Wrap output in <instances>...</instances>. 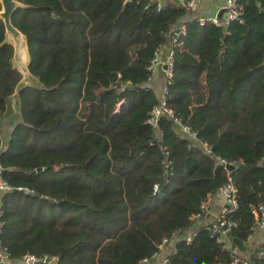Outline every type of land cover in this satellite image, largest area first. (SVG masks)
<instances>
[{
	"label": "trees",
	"instance_id": "1",
	"mask_svg": "<svg viewBox=\"0 0 264 264\" xmlns=\"http://www.w3.org/2000/svg\"><path fill=\"white\" fill-rule=\"evenodd\" d=\"M14 1L10 24L35 84L18 90V121L0 145L9 261L137 264L175 238L169 264H231L248 252L250 207L264 205V0H239L242 16L225 30L185 21L171 46L165 105L196 142L166 116L146 123L159 99L147 68L188 15L179 0ZM11 59L0 20V120L20 80ZM228 178L233 250L202 227L186 243ZM260 246L244 259L264 264Z\"/></svg>",
	"mask_w": 264,
	"mask_h": 264
},
{
	"label": "built area",
	"instance_id": "2",
	"mask_svg": "<svg viewBox=\"0 0 264 264\" xmlns=\"http://www.w3.org/2000/svg\"><path fill=\"white\" fill-rule=\"evenodd\" d=\"M239 0H224L223 4V13L221 14L220 18L217 19L215 17H200L197 19L199 25L204 24H210L212 26L226 29L228 25L231 22L239 21L242 16V7L238 3ZM178 4L183 7L186 11H190L192 8V0L189 2H184L183 0H179ZM159 6V4L157 5ZM184 34V26L180 25L176 30L172 31V33L169 36V52L162 63L164 67V74L166 78L170 77L171 74V68H172V51L171 46L175 43L176 39ZM160 49H158L156 55L154 58L150 61V64L147 68V71L150 73V75L153 74L156 66L159 64L158 61V52ZM151 77V76H150ZM160 116H166L169 119H171L173 126L175 127L176 131L179 133L180 136L185 137L186 139L196 142V138L194 133L190 131V129L182 125L181 122L178 119H175L172 116V112L170 109L167 108L165 105V88L162 91V94L160 98L158 99L157 105L151 110L149 117L146 121V123L151 126L152 128L155 127V122L157 118ZM201 149L204 151V153L209 154V151L205 145H200ZM218 163L222 165L224 170L227 171V169L231 166V163H227L224 161H220L216 159ZM227 177V174H226ZM228 183L224 185L223 187L219 188L216 192L220 193L223 197V205L219 211V214L217 217L209 222L206 226L203 228L207 230V232L210 234L211 237L214 238L215 242L217 244L222 245L225 249L229 248V242L227 239V236L231 230L232 227H234V223L227 221V217L236 209V200H235V190L232 187L230 180L228 178ZM10 187L3 181L0 180V192H9ZM215 192V193H216ZM214 193V194H215ZM213 194V195H214ZM213 195L209 194L207 195V200L200 206V215H196L193 217L194 221H198L201 216H203L206 212V206L210 199H212ZM250 213L253 218V231L254 230H261L264 229V205L259 204L256 206L250 207ZM2 228V223L0 221V232ZM193 229H195L193 227ZM196 229L193 231H190L183 239H185V242L188 243L190 241V237ZM181 239V238H180ZM177 241V238L174 240H163L158 246L157 251L152 254L148 258L141 259L137 264H169L168 257L170 255H173L175 253V249L173 248L174 243ZM257 257L261 258L264 257V243L260 246V249L257 253ZM54 263V261L46 260L45 258L41 260L35 259L33 256H24L21 258V260L17 263H12L9 261L8 254L5 250L0 249V264H45V263ZM231 264H254L248 259L239 258L234 260Z\"/></svg>",
	"mask_w": 264,
	"mask_h": 264
},
{
	"label": "crops",
	"instance_id": "3",
	"mask_svg": "<svg viewBox=\"0 0 264 264\" xmlns=\"http://www.w3.org/2000/svg\"><path fill=\"white\" fill-rule=\"evenodd\" d=\"M159 1V0H158ZM165 1V0H163ZM224 4V0H192V8L190 9V11L188 12V15L185 16L180 23H178L176 25L175 28L179 27L180 25H183V23L185 21H188L190 19H198L200 17H215L217 15V13L222 9ZM174 28V29H175ZM169 52V45L166 44L165 46H162L158 52V61L159 64L156 66L153 74L151 75L150 79H149V87L150 89L154 92L156 98H160L162 91L164 89V83H165V74H164V70H163V65L162 63L164 62L167 54ZM33 82H35V80L32 78ZM13 95L9 97V99H12ZM6 100V104L7 101ZM5 104V106H6ZM1 145V143H0ZM6 145V144H5ZM4 145V146H5ZM1 146V147H4ZM223 205V197L220 193L216 192L212 199H210V201L208 202L207 206H206V212L203 216H201V218L196 221L194 228H203L204 226H206L209 222L213 221L217 215L219 214V211L221 209ZM195 229H190L188 230L187 234L190 231H194ZM197 230V229H196ZM186 234V235H187ZM249 247L250 250L246 253H242L239 254L240 258H247L249 257V255L251 254V251H254V249H256L257 247H259L260 245H262L264 243V229L261 230H254L251 234V236L249 237ZM230 249V247H229Z\"/></svg>",
	"mask_w": 264,
	"mask_h": 264
},
{
	"label": "water",
	"instance_id": "4",
	"mask_svg": "<svg viewBox=\"0 0 264 264\" xmlns=\"http://www.w3.org/2000/svg\"><path fill=\"white\" fill-rule=\"evenodd\" d=\"M21 6L16 3L14 0H0V20L2 21L4 27V44H7L12 47V59L11 63L13 68L15 67L16 72L20 75V80L16 85L15 92L12 99L19 103L17 92L18 90L25 87V83L32 80V77L29 75L28 67V55L26 42L24 37L10 24V18L12 13ZM223 9H221L216 18L219 19ZM164 70V67H162ZM264 168V165H263ZM228 168L227 170H229ZM233 250V247H230V251Z\"/></svg>",
	"mask_w": 264,
	"mask_h": 264
},
{
	"label": "rangeland",
	"instance_id": "5",
	"mask_svg": "<svg viewBox=\"0 0 264 264\" xmlns=\"http://www.w3.org/2000/svg\"><path fill=\"white\" fill-rule=\"evenodd\" d=\"M14 69H16L14 67ZM17 70V69H16ZM35 82L30 80L25 83V86H34ZM19 103L15 100H11V98L7 101L4 115L0 120V143L1 146H4L8 139L9 134L11 132L12 127L17 123L19 116Z\"/></svg>",
	"mask_w": 264,
	"mask_h": 264
}]
</instances>
